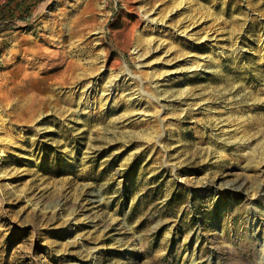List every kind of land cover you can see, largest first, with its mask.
Listing matches in <instances>:
<instances>
[{
	"label": "rangeland",
	"instance_id": "rangeland-1",
	"mask_svg": "<svg viewBox=\"0 0 264 264\" xmlns=\"http://www.w3.org/2000/svg\"><path fill=\"white\" fill-rule=\"evenodd\" d=\"M0 264H264V0H0Z\"/></svg>",
	"mask_w": 264,
	"mask_h": 264
},
{
	"label": "trees",
	"instance_id": "trees-1",
	"mask_svg": "<svg viewBox=\"0 0 264 264\" xmlns=\"http://www.w3.org/2000/svg\"><path fill=\"white\" fill-rule=\"evenodd\" d=\"M5 29H3V28H0V32H2V31H4Z\"/></svg>",
	"mask_w": 264,
	"mask_h": 264
}]
</instances>
